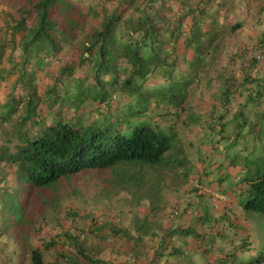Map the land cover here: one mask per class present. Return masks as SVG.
<instances>
[{
  "label": "trees",
  "instance_id": "trees-1",
  "mask_svg": "<svg viewBox=\"0 0 264 264\" xmlns=\"http://www.w3.org/2000/svg\"><path fill=\"white\" fill-rule=\"evenodd\" d=\"M8 1L16 9L11 14H4L0 26V91H5L4 98H0V130L11 125L12 134L0 148V162L17 168V184L12 188L44 193L57 187L61 180H69L88 171L107 172L126 163L148 166L138 167L142 175L144 172L156 173L153 169L161 166L174 171L171 165L175 167L176 161H167L166 155L171 152L173 142L183 145L179 139L180 131L182 127H188L177 119H180L182 108L185 109L187 98L167 105L164 113L157 114L159 117L153 124L144 122L145 116H141L142 123L137 122L140 119L128 120L125 124L121 122L136 115L132 110L143 103L146 96L158 95V92L151 93L154 88H150L152 81L149 78L155 75L158 65H163L158 60L161 55H165V64L168 57L173 56L176 57L175 62L196 64L201 70L206 65L219 67V61L224 56L225 37L228 33L235 34L240 25L226 24L224 19L229 15L223 12V22L212 23V30L216 31L213 36L205 32V26L210 19H216L223 9H227L229 0L219 1V14L207 13V4L212 0ZM261 2L259 14L263 15L264 0ZM216 42L219 44L214 46ZM182 44L185 52L178 51L177 47ZM65 48H71L70 53L75 54V58L63 62L62 68L51 76L50 86L41 95L37 79L39 71L47 62H60ZM190 48L195 55L192 60L188 59ZM247 51L251 52L256 74L250 75L238 86L235 83L227 85V91L217 96L215 109L210 112L207 122L212 126L211 132L220 136L215 144L221 150L218 154L220 165L227 163L230 167L242 164L241 160H237V147L244 137V130L249 128L245 136L250 140L244 150L248 153V161L242 167L244 176L237 195V206L263 225L264 165L260 156L262 148L256 142H264V111L261 110L264 104V76H257L261 72L264 74V67L261 66L264 64V40L247 47L244 52ZM244 52L241 54L245 55ZM239 57L241 55H235V58ZM233 68L231 72L236 73ZM195 72L199 75V71ZM218 73L223 76L220 71ZM247 85L251 87L244 93L242 88ZM255 89L258 92L253 97ZM113 93L124 98L117 103V107L111 103V100L117 99L116 95L112 97ZM238 93L240 96L246 94V102L228 120L233 131L227 136L222 121L232 113L231 105ZM42 104L58 108L59 115L66 108L79 113L86 107L94 106L98 113L105 114L103 119L84 125L80 121H66L57 114L44 116ZM115 121L120 123L116 125ZM228 138L230 146L227 150L219 141H227ZM215 145H212L214 150ZM258 163L263 165L261 169L259 165L256 169ZM254 169L256 173L251 176ZM10 177V174H0V186L4 183L10 185ZM147 182L141 181V188H148L150 195L156 188L160 191L155 181L149 179ZM7 189H11V185ZM211 219L208 212L197 216L201 223H210ZM110 231L115 237L134 243L128 232L113 226ZM95 234L98 235L97 232ZM171 234L191 236L196 241L204 237L193 229H174L164 235L150 258L140 256L142 262L138 260V263L161 264L166 258L170 262L180 256L181 264L189 259L190 253L178 248L177 252L164 256L163 252L168 250L166 241L172 237ZM63 236L71 245V253H59L55 264L104 263L86 252L75 236L68 233ZM2 241L0 239V244ZM53 247L54 241L45 245L47 249ZM23 254L28 264H46L39 248L26 245ZM11 255L13 260L3 264H15L21 254ZM132 257L129 261L135 263L136 258Z\"/></svg>",
  "mask_w": 264,
  "mask_h": 264
},
{
  "label": "rangeland",
  "instance_id": "rangeland-1",
  "mask_svg": "<svg viewBox=\"0 0 264 264\" xmlns=\"http://www.w3.org/2000/svg\"><path fill=\"white\" fill-rule=\"evenodd\" d=\"M219 1H209L207 13L219 14ZM254 1V10L257 12L262 2ZM235 2L237 0H233V3ZM15 9L14 4L11 5L8 0H0V26L4 14H11ZM236 10L241 11L240 4ZM255 11L247 13L252 15ZM223 12L224 9L218 17ZM228 13L231 21L235 22L231 16L236 14L235 10ZM217 23L220 24V19ZM70 49L65 48V55L60 62H47L44 69L39 71L37 79L41 95L45 88L50 86L51 76L59 72L63 62L75 58ZM158 60L163 65H158L155 75L149 78L152 81L150 88H154L150 90L151 93L158 92V95L146 96L147 99L141 104L137 103L139 105L132 110L136 115L126 117L121 123L137 119H140L137 122L142 123L141 116H145L144 122L153 124L159 117L157 114L164 113L167 105L187 98L188 114L191 117L180 116L177 120L185 122L186 127L195 131L198 127V122L195 121L197 115L192 102L189 101V94L194 92L196 95L206 87V73L203 76L196 64L175 62L176 57L173 56L168 57L167 64L165 55H161ZM195 71H199V75ZM4 95L5 91H0V98H4ZM114 95L117 99L111 100V103L113 107H117V103L124 98L117 93H113L112 97ZM42 106L44 116L57 114L66 121H80L84 125L103 119L105 114L98 113L94 106L86 107L79 113H75L72 108H66L59 115L58 108L53 109L48 104ZM119 123L115 121L116 125ZM11 134V125L0 130V148ZM202 134L199 131L192 132L189 140L183 145L173 142L172 150L166 158L167 161H176L175 167L174 164L171 165L174 171L165 170L161 166L153 169L156 173L144 172L142 175L138 172V167L148 166L126 163L107 172L88 171L69 180H61L57 187L44 193L35 190L30 193L25 188H12L17 184V168L0 162L1 176L11 175V189L6 190V187L10 186L6 183L0 186V239L3 240L0 244V254L3 256L6 252L13 260L11 254L20 252V259H17L15 264H28L25 259L26 251L23 254L27 245L39 248L45 256L46 264H55L59 253H71V245L66 241V236H63L68 233L75 236L85 251L102 260L103 264H139L138 260L142 262L140 256L150 258L167 232L173 229H193L204 236L200 242L187 235H170L174 239L183 238V241L194 242L192 247L188 245L191 256L181 264H264V223L260 225L257 218L248 217L236 205L238 197L234 195L235 189L230 190L231 192L228 190L229 187H237L239 190L243 182V171L238 170L235 173L233 166L230 167L227 163L220 165L219 157L215 156L221 151L220 147L215 145L216 142L212 144L219 135L211 132L210 136L201 137ZM31 135L34 136L33 131ZM179 139L183 142L187 137L180 133ZM13 143L16 144L17 141ZM211 144L215 145V150ZM256 145L262 148L260 156L264 165V142H256ZM258 165L259 169L263 167L258 163L256 169ZM256 169L251 176H254ZM221 172L224 176L217 182L214 178L219 177ZM149 179L159 185L160 191L156 188L155 193L150 195L148 188H141V181L153 184L152 181L147 182ZM221 206L224 207L223 210ZM207 212L212 218L210 223L207 222L209 224L197 220V216ZM111 226L128 232L134 238V243L122 237H115L110 231ZM152 233L156 236H151ZM49 241H54V247L47 249L45 245ZM132 244L135 245L134 249ZM166 244L168 249L172 248L168 240ZM203 248L207 250L202 251ZM145 250L147 254H144ZM131 256L136 258L135 263L129 261ZM166 259L161 264H180L182 258L179 256L172 259L171 263ZM3 263L5 262L0 264Z\"/></svg>",
  "mask_w": 264,
  "mask_h": 264
},
{
  "label": "crops",
  "instance_id": "crops-1",
  "mask_svg": "<svg viewBox=\"0 0 264 264\" xmlns=\"http://www.w3.org/2000/svg\"><path fill=\"white\" fill-rule=\"evenodd\" d=\"M232 1V3H231ZM229 2L227 5V9L224 12H233V9L235 7H237L238 4L241 5V11H237L235 10L236 14L235 15H231L234 17V21L232 22L231 19L228 17L226 19H224L226 21V24L228 23V25H231L232 23L234 24H239L240 27L238 29V31H236L235 34H230L228 33L225 37V40L223 42V48H224V56L221 57V60L219 61L220 64H218L219 67H217L216 65H206L204 68H202L201 72L204 76V74L206 73L207 75V82H206V87L204 89H202L201 91H198L197 94L195 95L194 92L189 94V101L192 102L194 109H195V115H197V122H198V127L196 128V130L194 131L193 128H184L182 127V131H180L181 134H184L187 137V140H183V143H186L189 140L190 134H192V132H202L203 134L201 135V137L204 136H210L211 133V128L212 126L209 125V123L207 122L208 117L210 116V112L214 111L215 109V105L217 103V96L218 95H222V93L227 91V88L229 85L235 83V85H240L242 83H244L246 81V78L249 77L250 75H255L256 74V70H255V66L253 65L254 63L252 62L251 59V52L247 51L244 52L245 49H247V47L250 46V44L253 46L256 43H260V41L264 40V14L260 15L259 14V9L257 10V12L254 10L255 9V5L254 3H256L254 0H237V2L233 3V0H229L227 1ZM226 2V3H227ZM247 10V11H246ZM252 13V11H255V14L249 15L247 12ZM229 14V13H228ZM218 19H220V23L223 22L221 16L220 17H216V19H210L209 22H207L206 26H205V32H209L211 33V36H213L216 31L212 30V23L217 22ZM208 24L210 26H208ZM209 27V28H208ZM219 43L216 42L214 43V46H217ZM179 52H185V46L184 44L180 45L177 47ZM241 52H244L245 55L241 54ZM235 55H241V57L239 58H235ZM195 55L193 52V48H190L188 51V59L192 60L194 59ZM261 66L264 67V64H262ZM234 67L233 69H236L237 72L236 73H232L231 72V68ZM260 67V66H259ZM259 69V68H258ZM223 74L222 77H220V73ZM226 71V72H225ZM202 76V77H203ZM257 76L259 78H262L264 76L263 72L258 73ZM228 85V86H227ZM227 86V88H226ZM251 87L250 85L244 86L242 89L245 93V90H247V88ZM258 90L255 89V91L252 93L253 97H256ZM241 94L238 93V95H236V99L234 104L231 105V114L230 116H228L229 118L225 119L222 121L223 123V127L225 128V135L229 136L233 129H231V127H229L228 125V120L232 117V115L237 112L239 110L240 106L245 105L246 102V94L244 96H240ZM188 102V99H187ZM185 109L182 108L181 110V117H191L190 114H188V108H187V104L184 105ZM261 110L264 111V104L261 108ZM179 127H181V125H179ZM249 131V128L247 127L244 130V137L241 138V140H239L238 143V149H237V153L236 155L237 160H241L242 161V165H234L233 167L235 168V173L238 170L243 171L244 174V170H243V166L244 163L246 164V161H248L246 159V155H248V153L244 152V150L246 149L245 146H247V143L250 140V137L245 136ZM220 137V136H219ZM218 137V139H219ZM264 137V135H263ZM218 139L213 141L212 144H214L215 142L218 143ZM264 139V138H263ZM214 140V139H212ZM221 142V144L223 145V147H225L227 150L230 146V139L228 138V140L226 141H219ZM225 142V143H223ZM211 144V145H212ZM225 153L222 152V154ZM218 154H221L220 152ZM218 154L216 153L215 156L219 157ZM224 174L222 175V172L220 174L219 177L214 178L217 182L221 181V179L223 178ZM215 181H210V183H213ZM211 185V184H210ZM235 189V191L237 193H234V195L237 197V195L239 194V190L236 187H229V189ZM230 191V190H229ZM231 192V191H230ZM230 193H228L229 195ZM232 194V193H231ZM236 205H238V203L236 202ZM223 207V206H221ZM227 207V206H225ZM224 209V207L222 208V210ZM214 211V210H212ZM174 230V229H173ZM168 240V243L170 245H172V248L170 249H166L165 252H163L164 256L166 257L167 254H170L172 252H177L175 251L177 248L179 250H183L186 252H190L191 249L188 245H190L192 247V243L193 240H185L183 241V238H177L174 239V237H171ZM144 250H142L141 252L143 253ZM155 252H153L154 254ZM145 254H147L146 250H145ZM8 255V256H6ZM171 255V254H170ZM152 256V255H151ZM0 257L2 262H8V260L10 258L9 254H5V255H1ZM8 257V258H7Z\"/></svg>",
  "mask_w": 264,
  "mask_h": 264
}]
</instances>
